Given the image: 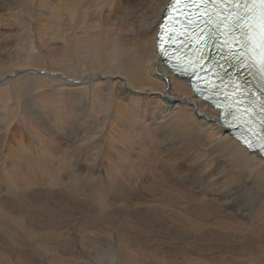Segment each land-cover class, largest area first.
<instances>
[{
	"label": "bare ground",
	"instance_id": "1",
	"mask_svg": "<svg viewBox=\"0 0 264 264\" xmlns=\"http://www.w3.org/2000/svg\"><path fill=\"white\" fill-rule=\"evenodd\" d=\"M170 1L0 0V8L10 10L7 5L17 3L18 9L10 19L13 23L0 11V34L7 26L22 34L18 39L17 32L18 41L0 53V152L8 159L0 176L19 197L22 190L42 182L44 175L55 186L62 184L55 173L71 169L68 151L85 164L100 154L110 163L109 180H116L117 190L133 201L139 216L180 214L190 233L201 232L200 221L206 216H220L218 235L241 231L249 239L233 248V259L226 255L228 247L222 248L218 262L264 264V156L231 134L225 117L196 96L188 81L172 74L159 57L158 29ZM164 152L193 172V181H181ZM201 170L221 177L210 185L214 191L207 196H200L194 185ZM68 188L76 199L87 201L81 186L74 183ZM106 193L98 189L91 200L105 206ZM8 202L0 199V216L21 221L23 211ZM232 202L246 205L247 210H235ZM206 225L204 231L209 232L211 225ZM119 233L113 253L126 252L127 264H137L135 251L140 247ZM170 255L176 254L167 250L162 264H174L167 259ZM196 257L194 262L202 259ZM208 258L204 260H215ZM19 260L15 264H22Z\"/></svg>",
	"mask_w": 264,
	"mask_h": 264
},
{
	"label": "rangeland",
	"instance_id": "2",
	"mask_svg": "<svg viewBox=\"0 0 264 264\" xmlns=\"http://www.w3.org/2000/svg\"><path fill=\"white\" fill-rule=\"evenodd\" d=\"M16 5L17 3H13L12 5L8 4L7 6L11 7L10 10L4 9L5 6L0 8L1 13L7 19L8 23H13L10 19L13 17V15L18 13ZM38 18L39 16L34 17V19ZM2 30L4 33L3 35L0 34V53H2L4 48L12 46L18 38V31L16 27L7 26L6 29ZM19 35L20 38L18 39H22V34ZM18 133L19 132L16 133V137L20 138V134ZM24 133H26L27 136V138H25L27 139L26 141H29L28 137L30 138V136L27 135V131H23V134ZM68 152L70 153L69 164L71 169L62 170L60 171L61 173L58 171V173H55L59 175L60 179L62 180V184H59L58 186H55L53 184L54 181H52L49 177L46 179L47 176L44 175L42 181L43 183H38L41 185L37 184L32 188H26L25 192L22 190L20 193L23 194L19 193L18 197L16 194L12 195V189H9V186L6 188L8 183L5 184V178L3 180V177L0 176L2 179L0 181V196H3L0 199L7 202L9 201L12 207L14 206L16 211L22 210L24 213V216H22L23 218L18 216L21 221L18 219H10L9 216H0V254H2L0 256V264H15L19 259L22 264H127L126 252L120 251L113 253V244L120 237L119 235L121 233L119 232H123L127 238L130 240L132 239L131 242H134L133 244H135L137 247H140V251H135L137 253L136 255L135 252L132 254L137 258V264H162L161 258L163 255H165L167 250L176 254L170 255V257L167 258L171 259L174 264H222L221 262H218V253L222 248L228 247V249L225 250L226 255L228 258H232L231 256L235 251L233 248H237L238 245L244 246L249 239V234L247 232L240 233L241 231H233L232 234L228 235L226 233L218 235V230L220 231L222 228V223L220 222L223 220L220 216H206L205 220L200 221L201 232L194 229V231L191 230V233L187 229L188 221L185 220L183 216H180V214L178 216H171V213L165 212L168 214V216H165L166 214L163 216H139L142 213L137 210V206L133 203V201L125 199L122 196L120 190H117L118 186L115 183L116 180H109V176H112V171L110 168V163L108 164V160L105 161L102 155L96 154L92 163L85 164L79 160L74 152ZM3 155H5V153L0 152V172L5 169V164L8 163L7 157L4 158ZM163 156L170 163V167L177 172L181 181L186 184H189L191 181H193V172H190L185 166L181 165L178 158H172L169 152H164ZM60 160L61 155H58L57 161L60 162ZM74 165H76V168ZM107 170L109 171L106 172ZM74 183H76L78 186H81L85 195L89 196H87L88 202L83 198L81 200L76 199L75 196L69 192L70 188L68 187ZM194 185L196 187L197 193L200 196H207L209 194V190L214 191L210 188L209 184L201 183L198 179L194 181ZM55 188L60 191L61 194L56 191ZM101 188L106 189L107 195L104 199L106 204H108L100 207L96 201L91 200V195L94 194L98 189L101 190ZM158 188H160L159 185ZM171 190L177 192L181 191L177 188H173ZM224 191L225 189L222 190L219 195H224ZM35 193L37 195L36 197L34 196ZM139 193H144L146 195L144 190H140ZM21 195H23L22 198H20ZM111 195H114L115 197ZM117 197L120 199V201ZM37 199L40 201H37ZM28 200L31 202L27 203ZM179 200L181 202V199H178V202ZM73 201L76 204H73ZM16 202L17 204H15ZM79 202L83 203L80 204ZM165 203L166 200L162 199L161 204L165 205ZM232 203L235 210H247L246 207H243L246 206L244 204L239 206L238 203ZM42 205L44 209H41ZM72 205L73 207H71ZM149 209H152L151 204ZM160 210V207H158V211L156 210L153 213L157 215ZM47 211L49 214H47ZM25 212H27L28 215ZM135 221L137 222L135 223ZM210 222H213V224ZM232 222L230 223L236 226L235 222ZM242 222L245 221L242 220ZM245 223H252L253 225L254 222L246 221ZM204 224H209V226L211 225L213 228L210 226L209 232H205L204 229L207 227V225L203 226ZM261 226L264 227V224ZM183 227V230H185L186 234L182 231ZM249 229H252V226L249 227ZM232 240L233 242H236L234 243L236 244L235 246ZM188 248L191 249L188 250ZM257 250L258 249L256 248V251ZM115 253L118 254L114 259L113 254ZM145 254H147V257ZM193 255L199 258L201 257L202 259L196 257L201 261L198 260L194 262L193 259L195 257ZM202 255H205L206 259H209L208 256H211V258L213 257L215 260L211 259L206 262L204 260L205 257L203 256V258ZM189 256L192 258H189ZM117 258H119V260L125 259V262H120Z\"/></svg>",
	"mask_w": 264,
	"mask_h": 264
},
{
	"label": "snow or ice",
	"instance_id": "3",
	"mask_svg": "<svg viewBox=\"0 0 264 264\" xmlns=\"http://www.w3.org/2000/svg\"><path fill=\"white\" fill-rule=\"evenodd\" d=\"M175 3H180V0H175ZM201 4H227L229 8L225 20H231L233 29L230 30L237 33L233 39V43L237 44L239 51L230 50V54L240 61L243 66L247 63L248 67H257L262 78H264V0H199ZM247 84V82H245ZM264 96V89L260 90ZM227 98V97H226ZM211 103L220 108L219 102L214 98ZM259 107L264 112V99L259 101ZM223 109L221 113L223 114ZM231 114V113H229ZM264 131V122L261 124ZM248 147H253V143L245 140ZM259 150L264 152V135L260 136ZM201 183L218 184L221 177L218 173L201 170L197 176Z\"/></svg>",
	"mask_w": 264,
	"mask_h": 264
}]
</instances>
